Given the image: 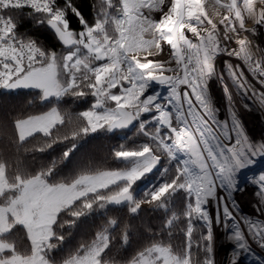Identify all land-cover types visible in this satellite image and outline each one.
I'll use <instances>...</instances> for the list:
<instances>
[{
	"label": "snow or ice",
	"instance_id": "6c2138e0",
	"mask_svg": "<svg viewBox=\"0 0 264 264\" xmlns=\"http://www.w3.org/2000/svg\"><path fill=\"white\" fill-rule=\"evenodd\" d=\"M262 43L264 0H95L90 19L75 0H0V94L32 106L0 113V264H264V171L247 177V213L236 198L264 159L236 107L264 112ZM130 128L100 160L77 159L81 141Z\"/></svg>",
	"mask_w": 264,
	"mask_h": 264
},
{
	"label": "trees",
	"instance_id": "16d2710c",
	"mask_svg": "<svg viewBox=\"0 0 264 264\" xmlns=\"http://www.w3.org/2000/svg\"><path fill=\"white\" fill-rule=\"evenodd\" d=\"M95 0H75V3L80 8L82 13L86 18H91L92 12V5ZM72 23L74 26L78 24L75 17H71ZM24 27L26 29L31 30V25L28 21L24 22ZM35 35L39 37L45 43H54L53 37L47 31L42 30H35ZM30 97L26 96L23 92H16V93H4L0 94V113L8 112L11 114H15L21 110H31L32 106L28 104V100ZM66 108H71L73 110L79 111L81 110L78 105H73L71 101H68L64 105ZM135 132V129H130L128 131L117 132L114 134H105L103 132L94 134V137L87 138L84 141H81V146L77 154V159L82 162H87L88 160H100L104 154L109 150L112 145L118 144L126 140L127 137L132 136ZM122 135V136H121ZM142 139L141 137H137L133 141H129V143H137ZM60 148L58 147L55 151H50L49 153L43 154V159H51L53 155H58ZM155 179L154 176H148L144 181L141 182L140 187H146L148 184L152 183ZM142 195V193L140 194ZM144 211L141 213V219L150 224L154 229L159 227L160 219L159 213H153L147 210V206H144ZM99 216V213L96 214ZM101 223L99 218L95 219H84L79 229L76 233H74V237L70 238L66 242V247L73 246L80 238L85 236L86 234L90 233L94 230V226ZM134 223H139V221H134Z\"/></svg>",
	"mask_w": 264,
	"mask_h": 264
},
{
	"label": "rangeland",
	"instance_id": "374dc122",
	"mask_svg": "<svg viewBox=\"0 0 264 264\" xmlns=\"http://www.w3.org/2000/svg\"><path fill=\"white\" fill-rule=\"evenodd\" d=\"M256 43H261V38H257ZM264 47V43L261 44ZM212 82V83H211ZM209 83V91L214 94L216 100L214 98V103L217 107L221 108V116L227 117V102L224 101L223 91L218 87L217 82L215 80ZM216 83V84H215ZM219 88V89H218ZM152 90H159L161 92L164 91L158 88H154ZM221 90V92H220ZM237 99V110L238 114L243 120L245 128H247L248 134L250 131V136L255 140H259L260 138H264V112H259L255 109L252 111H245L242 104L239 102V98ZM245 119V120H244ZM122 136V135H121ZM253 171V172H252ZM261 171H264V159H258V163L251 166L249 169L244 170L243 174L240 176V187L245 189L243 192L236 193V198L238 201L245 205L242 208V211L247 213L250 210V204L248 203L252 199V192L255 190V186L250 184L247 177L248 176H257ZM254 173V174H252ZM223 241H218V244H222ZM228 246H222L221 250L218 252V258L223 259L226 255V251L230 250L227 248ZM257 253L264 255V253H260L259 249H256ZM238 264H255L254 261L251 260L250 257L246 255H242L238 261Z\"/></svg>",
	"mask_w": 264,
	"mask_h": 264
},
{
	"label": "built area",
	"instance_id": "2783aa9c",
	"mask_svg": "<svg viewBox=\"0 0 264 264\" xmlns=\"http://www.w3.org/2000/svg\"><path fill=\"white\" fill-rule=\"evenodd\" d=\"M257 41V40H256ZM262 46V45H261ZM263 47V46H262ZM156 89V86H154L153 87V89ZM158 89H161V90H163V88H161V87H157ZM210 94H211V99L213 100V102H214V98H215V100H216V97L214 96V94L212 93V92H210ZM213 96H214V98H213Z\"/></svg>",
	"mask_w": 264,
	"mask_h": 264
},
{
	"label": "bare ground",
	"instance_id": "6f19581e",
	"mask_svg": "<svg viewBox=\"0 0 264 264\" xmlns=\"http://www.w3.org/2000/svg\"><path fill=\"white\" fill-rule=\"evenodd\" d=\"M215 82H217V81H215ZM212 83V82H211ZM216 84V83H215ZM217 84H218V87L221 89V87H220V85H219V83L217 82ZM161 88H163V87H161ZM218 88V89H219ZM222 90V89H221ZM221 90H220V92H221ZM223 91V90H222ZM245 120V119H244ZM247 129V128H246ZM250 131L252 132V130H249V135H251V134H253V132L250 134ZM258 163V162H257ZM253 172V171H252ZM252 174H254V173H252ZM252 196V195H251Z\"/></svg>",
	"mask_w": 264,
	"mask_h": 264
},
{
	"label": "water",
	"instance_id": "95a60500",
	"mask_svg": "<svg viewBox=\"0 0 264 264\" xmlns=\"http://www.w3.org/2000/svg\"><path fill=\"white\" fill-rule=\"evenodd\" d=\"M130 129H132V128H130ZM130 129H127V130H125V131H128V130H130Z\"/></svg>",
	"mask_w": 264,
	"mask_h": 264
}]
</instances>
